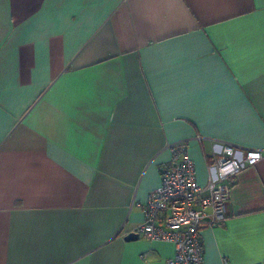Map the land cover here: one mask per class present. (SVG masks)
<instances>
[{"label":"crops","instance_id":"0c3cea01","mask_svg":"<svg viewBox=\"0 0 264 264\" xmlns=\"http://www.w3.org/2000/svg\"><path fill=\"white\" fill-rule=\"evenodd\" d=\"M186 142L256 149L204 264L264 263V0H0V264H166L125 234Z\"/></svg>","mask_w":264,"mask_h":264},{"label":"built area","instance_id":"2783aa9c","mask_svg":"<svg viewBox=\"0 0 264 264\" xmlns=\"http://www.w3.org/2000/svg\"><path fill=\"white\" fill-rule=\"evenodd\" d=\"M169 161L161 166V184L142 205L143 221L133 232L150 240L173 242L166 264H204L202 226H217L227 217L230 190L237 173L262 156L256 149L215 143L205 185L197 183L195 164L186 142L172 143ZM222 264H229L227 259ZM264 264V263H260Z\"/></svg>","mask_w":264,"mask_h":264},{"label":"water","instance_id":"95a60500","mask_svg":"<svg viewBox=\"0 0 264 264\" xmlns=\"http://www.w3.org/2000/svg\"><path fill=\"white\" fill-rule=\"evenodd\" d=\"M125 235H126L125 239H127V240L135 239V238H138V236H139L135 232H129L128 234H125Z\"/></svg>","mask_w":264,"mask_h":264}]
</instances>
